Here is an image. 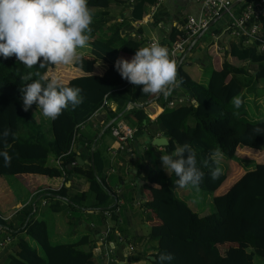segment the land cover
Listing matches in <instances>:
<instances>
[{
    "label": "trees",
    "instance_id": "trees-1",
    "mask_svg": "<svg viewBox=\"0 0 264 264\" xmlns=\"http://www.w3.org/2000/svg\"><path fill=\"white\" fill-rule=\"evenodd\" d=\"M113 1L116 0H87L92 13L91 41L87 44L89 47L81 50L80 61L73 64L83 71V75L65 84L81 89L83 103L75 110L69 105L55 120H44L46 123L50 120V127L46 124L44 130L40 127L36 129V117L29 110H23L20 102L23 95L21 88L35 80L46 84L54 78L52 69L56 65L41 67L38 64L28 68L15 57L4 59L0 56V132L8 128L14 133V136L8 137L6 146L0 143V151H7L12 157L10 167H5L0 157V180L5 176L23 177L26 181L27 176L32 175L49 180L81 176L89 183L88 193L70 196L68 182L58 189L49 188L45 191L50 194V198L67 200L73 208L84 206L88 195L93 198L95 211L101 214L117 208L118 204L114 205L117 194L111 193L109 183L102 177L108 166V150L104 140L106 135H111V128L101 133L112 118L121 114V120L137 129L135 140L129 142L135 153L140 152V144H135V141L150 131V128L154 135H168L169 144L164 147L167 153L172 154L176 147L190 144L197 154V166L205 174L199 188L213 196L214 213L204 217L197 214L185 200L177 196V190L180 189L175 184L177 177L174 173L169 176L163 170L160 161L150 155L155 147L148 144V153L141 158L142 169L140 165L136 179L140 192H151V199L144 203L150 214L147 225L151 232L143 236V241L147 238L156 241L153 253L155 259L164 252L174 257L165 264H254L257 256L264 257V163H257L252 170H245L240 163L235 162L239 167L231 171L229 163L240 159V149L255 153L264 151V132L253 133V128L264 129V114L258 120H250L243 113L245 96L257 90L256 84L264 79V52L255 46L243 47L226 37L223 39V43H227H224L227 46L224 59L223 55L215 56L212 53L214 46L208 49L215 69L207 84L194 80L184 70V65L177 68L176 81L181 84L176 83V86L187 90L186 100L180 99L181 103L175 107L165 108L163 95L143 94L140 86L122 79L114 66L118 59L131 60L129 57L132 58L137 49L145 47L147 39L142 35L141 27L133 31V34L123 35L125 27L133 29V25L125 22H141L148 15V7L150 9L157 5V0H125L129 7V18L111 23L110 9ZM262 22L264 26V17ZM100 33L105 37L99 36ZM139 33L141 38L137 35ZM185 36L183 30L173 28L166 43L170 44ZM88 49L89 54H84ZM98 61L107 63L102 75L95 73ZM247 62L255 65L254 73H249L248 66H244ZM29 74L31 79L24 81L22 77ZM243 79H246L245 83ZM234 96H240L243 100L238 109L231 103ZM147 102L142 107L127 109L128 103L135 105ZM112 103L117 105L116 111L112 109ZM104 111L108 117L94 125L98 133L92 136L81 134L85 124L93 118H99ZM192 121H195L194 125ZM21 131L22 135H19ZM76 142L81 148L87 149L90 161L88 166L79 164L74 149ZM129 150L128 145L119 153L128 154ZM213 150H219L225 158V162L220 161L219 164L222 174L215 181L208 176L209 170L215 165L210 160L207 166L204 164ZM52 157L60 160L61 167L51 163ZM131 162L133 164L135 161ZM234 170L235 177L231 175ZM128 173L132 174L130 170ZM227 180V183H234L227 191L216 195ZM36 211V205H25L16 214V224L15 219L6 221L0 215V239L13 237L12 243L0 255V264L104 263L102 258H96L95 250L82 249V246L88 244L87 241L52 243L48 224L44 219L37 218ZM111 217L116 218V215ZM115 224L119 227L118 222ZM113 226L109 225L107 229L113 232ZM112 232L108 233V237L113 240V235L117 238L118 233ZM28 237L39 244L43 255L32 247ZM134 238H138V235ZM137 252L135 262L141 258V253ZM143 258H146L144 254ZM156 260L148 261L156 264Z\"/></svg>",
    "mask_w": 264,
    "mask_h": 264
},
{
    "label": "clouds",
    "instance_id": "clouds-1",
    "mask_svg": "<svg viewBox=\"0 0 264 264\" xmlns=\"http://www.w3.org/2000/svg\"><path fill=\"white\" fill-rule=\"evenodd\" d=\"M91 23L92 13L87 0H0V56L4 59L15 57L28 68L38 64L43 67L77 63L81 59L78 50L86 47L90 40ZM142 35L144 36L143 32ZM144 37L147 39L145 47L137 49L131 60L118 59L115 69L122 79L134 86H140L143 94L167 97L177 83L176 63L170 59L166 47L158 43L146 46L154 38ZM22 79L30 80L31 74ZM21 91L25 112L36 104L43 116L51 120L57 119L69 105L75 110L83 103L81 89L65 85L59 78L50 79L46 84L35 80L25 84ZM231 103L238 109L243 100L240 96H234ZM261 132L264 129L253 128L254 134ZM10 135L14 136V133L5 128L0 132V143L6 146ZM0 157L3 158L5 167L11 166L12 157L7 151H0ZM221 158L219 150H213L204 161L205 166L209 160L215 165L208 173L213 181L222 174L219 167ZM160 162L169 176L175 174L178 188L191 186L199 191L205 174L197 166V154L190 144L176 147L171 155L162 154ZM8 238H11L10 242L7 241ZM12 241V236L1 239L0 248L5 250ZM134 251L135 248L130 249V253ZM173 258L171 253L162 252L158 255L156 264H165Z\"/></svg>",
    "mask_w": 264,
    "mask_h": 264
},
{
    "label": "crops",
    "instance_id": "crops-1",
    "mask_svg": "<svg viewBox=\"0 0 264 264\" xmlns=\"http://www.w3.org/2000/svg\"><path fill=\"white\" fill-rule=\"evenodd\" d=\"M133 0H131L130 2H132ZM236 3L240 0H235ZM113 8L119 12V9H122L123 4L120 3H127L125 2V0H116ZM134 2V1H133ZM148 15L149 17L147 18L144 17L142 19V21H146L150 28L152 29V32L154 34V40L159 42V43H166V40H169V34H171V31L173 28H177L178 30H181L187 17L190 15L193 16H198L199 11H200V4L198 2V0H163L162 3H160L159 5H155L153 7H151L149 9L148 7ZM111 16H110V20L111 23L113 22H117V20H121L124 18H129L130 16V12L129 9L127 10L126 13L124 14H118V16L115 18L113 16L112 13V5H111ZM131 24L129 22H125L128 23L129 25H133V29H128V27H125L124 29V33L123 35H126L127 33L133 34V31H137L136 29L141 27L142 23L141 22H132L130 21ZM110 23V24H111ZM124 25V24H123ZM220 23L217 25L219 26ZM160 28L163 33V40L159 41L156 38V34H155V29ZM220 28V27H219ZM202 38V37H201ZM201 38H197V44L200 42ZM91 41V40H90ZM213 43H206V44H201V46L203 48H205L206 52L204 53V55L202 56H196L195 58V62L202 68H205L206 66L210 65L211 62V56L208 52V49L211 48V44ZM225 44H227L226 42H224ZM86 47H89V45H86ZM84 47V50L85 48ZM214 49V48H213ZM81 50L83 49H79L78 51L81 53ZM216 51V50H215ZM90 50H86L84 52V54H89ZM192 52V51H190ZM213 52V51H212ZM221 55H223V52L220 53ZM126 58V57H125ZM131 59V57H129ZM192 63L189 62V65H191ZM244 66H248V71L249 73H254L255 70V65L250 64L249 62L245 63ZM107 68V63L105 62H100L98 61L95 65V73L102 75ZM52 74L54 76V78H59L61 80V82H63L64 84L68 83L69 80L75 78V77H79L81 75H83V71H81L80 69H77L76 67H74L73 64L71 65H56V67H54V69H52ZM67 76L69 79L64 81V77ZM210 78V77H209ZM194 79V78H193ZM196 80V79H194ZM198 81V80H197ZM262 81V80H261ZM261 81H259L257 84L256 82H254L253 84H256L257 90H256V94L254 95V99H256L257 101V107L258 108H263L264 109V86L261 83ZM201 83H204L202 81H200ZM208 83V82H207ZM206 83V84H207ZM178 85L181 84V82L179 81L177 83ZM178 90H180V88L178 86L174 87V91L177 92ZM248 91V90H247ZM246 91V92H247ZM245 92V93H246ZM177 96V95H176ZM165 97V96H164ZM186 100V96H181V97H172V96H168L167 98H165L164 103H166L167 105H171L173 107V105L176 102L179 103L181 100ZM245 105L248 101V94L247 96H245ZM173 101V102H170ZM129 104V103H128ZM138 105L140 106L141 104L138 103ZM262 106V107H261ZM111 107L114 111L117 110V105L112 103ZM128 107V105H127ZM160 108V106H159ZM245 109L244 112L245 113ZM258 112V111H257ZM258 112L257 117L255 116V118L253 120H258L260 119L263 114H261ZM121 116V114L117 117L119 118ZM104 119L103 115L100 116ZM99 117V118H100ZM98 119V118H97ZM115 119V118H114ZM249 119V118H248ZM113 118L110 120L112 121ZM109 121V122H110ZM108 122V123H109ZM106 126V125H105ZM104 126V128H105ZM108 126V125H107ZM103 128V129H104ZM102 129V131H103ZM106 130V129H105ZM145 134H147L148 136H152V137H157L160 136L162 134L157 133L156 135H152L150 133V131L148 130V132H146ZM145 134L142 135L143 139L145 140V144H146V137ZM109 140L106 141L108 143H106L105 147L108 150V166H107V170H106V174L103 175L102 177H105V179L107 180V182L109 183L112 192L111 193H116L117 197L116 199L119 201V211H116L117 214L116 218L111 217V218H107L104 213L101 214L99 211H93L95 210L93 207L94 201L91 195H88V200L85 202L84 206H77L76 208H73L67 200L62 199V198H58V197H53L50 198L48 195H50L47 191L49 188L50 189H58L61 187V182H62V178H59L57 180H48V185H46L45 188H42V186H39L36 190L33 189L30 190V187H34L35 185L33 183H30V178L31 176H27V181L25 182L26 185L25 188L28 191V193H30V197H27V192L25 196H22L20 199H17L15 202H12L10 199H8L9 201H11L13 203L12 205V209L13 211L10 212L7 216L3 215L1 208L4 206V204L1 203V196L2 194L5 195L7 190H8V186L7 185H0V215L3 219H5L6 221H11L14 220L16 217H18L17 215L20 213L19 210H21L25 205H29V204H33V206L35 207L36 205V210H42V208H49L50 211L53 213L51 215V219L53 221V229L58 233V235H64L66 236L70 230H69V225H73V221L76 220V218L74 217V213L76 212L77 209H81L82 210V217L79 218V225L86 231H80L79 230V234H76V238L72 243H78L80 241H87L88 244H86L85 246H82V249H84V247H88L89 249L85 250V251H89V250H95L94 253H96V250H99L97 252H102L103 250V246L105 247V251H109V253L105 254L104 257L99 255V259L102 258V263L104 262L105 264H111L112 262H117V264H148V260H150V257L153 256L154 253V248L157 245H152L149 246V242H147V239L143 241L144 246H141V249L139 247V250H137V248L134 246V242L129 240L127 237V234L132 233V236L134 237L135 235H139V233H141L140 231V223L137 220V215L134 212L135 209L137 210H143L145 212V218L146 221L148 223V219L150 217L149 211L148 209L146 210V208L143 207V204L146 201V197L143 193L140 192V185L139 183H137V179H136V173L138 169H134L133 165L131 163V160L133 159L134 161H138L139 158L136 157L135 152L132 150V143L129 144V151H128V157H125L123 155V153H118L116 156H113L111 153H109V148L116 146V143L114 141V138L112 136H109ZM139 137L136 141L135 144H140V151L143 150V145H141V141H139L140 138ZM148 145V144H146ZM75 151L77 152L78 156L80 160L83 162L82 164H80L79 160V164L80 165H84V166H88L90 164L89 161V155H88V151H86L87 149L81 148V146L76 142L75 146H74ZM147 150V147L145 149V152ZM165 151V148L161 147L159 149V151ZM239 152H243L244 155H238L240 156V159H236L231 161L230 164V171L232 168H238L239 166L237 165V163H235V161H238L241 165H247L249 167L250 163H254L255 165V158H257L258 163H264V153H262L261 151L258 152H251L245 148L240 149ZM143 157V154L141 155V158ZM245 157V159L243 158ZM251 159V160H250ZM241 160V162H240ZM60 160L55 159L54 157L51 158V163L52 164H56L57 162H59ZM220 161H224L225 162V158L220 159ZM238 163V164H239ZM161 164V162H160ZM145 165V164H144ZM162 166V164H161ZM140 167V166H139ZM232 167V168H231ZM163 168V167H162ZM112 169H114V171H112ZM141 169H142V165H141ZM131 171L132 174L128 173V171ZM245 170H252V167L249 169H245ZM123 180V181H122ZM229 180L226 181V183H224V185L217 191V193H220V191L225 192L229 189V187L234 183H227ZM129 184L128 186L130 188H132V193L130 194H126L125 190V186ZM227 184V185H226ZM42 185V184H41ZM226 185V186H225ZM67 186L70 187L69 190V195L73 196L77 193H88L89 191V183L81 176H71L70 179H68V183ZM225 186V187H224ZM48 187V188H47ZM11 190V188H10ZM178 191V190H177ZM126 194L127 196H131L134 194L135 196V202H134V206L127 208L126 205V199L125 197L122 196V194ZM116 199L114 201V205L116 204ZM41 205L39 208L38 205ZM93 211V212H92ZM17 214V215H16ZM122 216V219H119L118 217ZM91 217V220H89V223H87L85 221V219H89ZM106 219L105 223L103 222V219ZM73 219V220H72ZM104 219V220H105ZM117 219V221H116ZM18 220L15 219L14 223L16 224ZM116 222H118L119 227L116 226ZM114 225L113 226V232L110 231L107 227L109 225ZM149 225V224H148ZM147 225V226H148ZM78 226V225H77ZM123 227L125 228V231L123 230ZM149 227V226H148ZM150 229V228H149ZM116 231H118V235L117 238L115 239V235H113V239H115V243H112V239L110 238V236H107V233L112 232L115 233ZM122 235V236H121ZM148 235V234H146ZM120 239H122V241H120ZM135 241L137 238H134ZM1 240V239H0ZM155 242V241H153ZM132 246L133 248H135V251L133 253H130V249L129 247ZM4 250L2 248H0V252L2 254ZM110 251L112 253V255H114V257H110ZM137 251H139L140 254V260L139 261H133L131 262L130 260H132V258H134L137 255ZM0 254V255H1ZM143 254L145 255L146 258H143ZM103 263V264H104Z\"/></svg>",
    "mask_w": 264,
    "mask_h": 264
},
{
    "label": "rangeland",
    "instance_id": "rangeland-1",
    "mask_svg": "<svg viewBox=\"0 0 264 264\" xmlns=\"http://www.w3.org/2000/svg\"><path fill=\"white\" fill-rule=\"evenodd\" d=\"M115 3H117V2H115V1H113L112 2V13H113V16L116 18L117 16H118V14H124V13H126L127 12V10L129 9V7H128V4L127 3H120V4H123V7H122V9H119V12L118 11H116L114 8H113V5L115 4ZM118 4V3H117ZM225 22H226V17L220 22V25H219V27L221 28V27H223V25L225 24ZM215 27H216V25H214L213 27H212V29L214 28L215 29ZM212 29L211 30H209L208 32H206L204 35H203V37L201 38V40H200V42L198 43V44H196V47L194 48V50L190 53V55H189V57L187 58V61H186V63L184 64V66H183V68H184V70L192 77V78H194V79H196V80H198V81H202V82H204V83H207L208 82V80H209V77H210V75H211V73H212V71H213V69H215V66L213 65V63H210V65H208V66H206L205 68H202V67H200L196 62H195V58H196V56H202V55H204V53L206 52V50H205V48H203L202 46H201V44L203 43V44H206V43H210V42H212L213 41V38H211V31H212ZM163 33V31L160 29V28H157V29H155V34H156V38L159 40V41H162L163 40V36H162V33ZM99 36H104L105 37V35H103V34H99ZM232 40L233 41V39L232 38H229V40ZM89 50V49H88ZM213 52V54L216 56H218V55H221L220 53H218V52H216L215 50H212ZM223 59H224V54H223ZM189 62H191L192 64L191 65H189V66H187L188 64H189ZM255 67V66H254ZM69 78L67 77V76H65L64 77V81H66V80H68ZM246 82V79H243V83H245ZM261 83L263 84V86H264V79L261 81ZM186 94H187V90L186 89H184V88H180V90H178L177 92H175L174 91V88L172 89V91H171V93H170V95H168V96H172V97H174V98H176V97H181V96H186ZM248 94V101H247V103H246V105H245V115H246V117L247 118H249L250 120H253L254 118H255V116L257 117V115H258V112L259 113H261V114H264V109L263 108H258L257 107V101H256V99H254V95L256 94V90H252V91H250L249 93H247ZM177 95V96H176ZM167 96V97H168ZM167 97H164L163 99H164V101H165V98H167ZM21 102V104H23V101L21 100L20 101ZM139 106V105H138ZM173 106H176V102H175V104L173 105ZM142 107V106H141ZM173 108L171 105H167L166 104V106H165V108ZM262 107V106H261ZM29 111L36 117V122H37V128L36 129H39V127H40V129H42V130H44L45 129V127H46V124H47V127H50V120H49V123L47 122H45L44 120H46V119H48V118H45L44 116H43V114H42V112H41V110L39 109V108H37V105L36 104H33L32 105V107L29 109ZM150 112H152V110H149ZM258 111V112H257ZM103 113V117L104 118H107L108 117V115H107V113L104 111V112H102ZM260 114V115H261ZM101 116H102V114H101ZM153 117H155V116H153ZM103 120V118L102 117H100V118H93L92 119V121L91 122H88L87 124H85V126H84V128L81 130V134H83V135H89V136H92V135H96L97 133H98V129H96L95 127H94V125H95V123H97V122H101ZM113 120H114V118H113ZM112 120V121H113ZM111 122V121H110ZM109 122V123H110ZM116 122V121H115ZM106 123V122H105ZM105 123H103L102 125H105ZM109 123H107L106 124V126H105V128L103 129V131H102V133H101V135L106 131L105 129H106V127H107V125L109 124ZM191 124L192 125H194L195 124V121H192L191 122ZM151 130H152V128H150V132H151ZM22 132L23 131H21L20 133H19V135H22ZM138 133V132H137ZM151 134H153L152 132H151ZM101 135H100V137H101ZM154 135V134H153ZM109 136H111V135H106V137H105V140H104V144L106 145V143H108V142H106V141H108L109 140ZM142 137V136H141ZM139 138V137H138ZM137 138V139H138ZM28 139H30V138H28ZM114 141H115V143H116V146L118 145V143L116 142V140L114 139ZM139 141H141V145H143V150H141L140 152H136L135 154H136V157H138L139 158V160L138 161H135V162H133V168L134 169H138L139 168V166L141 165V162H142V160H141V155L143 154V155H145V154H147L148 152H145V149H146V147L148 146V145H146L145 144V140L143 139V137L142 138H140L139 139ZM95 146V145H94ZM93 146V149L95 148ZM116 146H113V147H116ZM155 147V146H154ZM133 149H134V146H133ZM159 147H155V149H152L151 151H150V155L155 159V160H157V161H160V156L162 155V154H168V155H171L170 153H167L166 151H159ZM107 150V149H106ZM262 153H264V151H261ZM239 154L240 155H244V153L243 152H239ZM125 157H128L127 155L128 154H123ZM244 159H245V157H243ZM133 160V159H132ZM251 160V159H250ZM235 162H237V163H239L238 161H235ZM240 162H241V160H240ZM255 165H254V163H250L249 164V167L247 166V165H242L243 166V168L244 169H247V168H251L252 167V169H254L255 168V166H256V164L258 163V161H257V158H255ZM264 162V161H263ZM132 163V162H131ZM56 165L57 166H59V167H61V162L59 161V162H57L56 163ZM226 168H229V166H227ZM232 168V167H231ZM234 174V177H235V170L233 171V173L231 174V175H233ZM30 183H33L35 186L34 187H30L31 189L30 190H32L33 191V189H37L39 186H42V188H45L46 187V185H44V184H49L48 183V180L45 178V177H43V176H39V175H32L31 176V178H30ZM25 181H26V179L25 178H23V177H13V176H5V177H1V180H0V185H2V187L1 188H3V185L5 186V185H7L9 188H8V190H7V192H6V194L5 195H3L2 194V196H1V203L2 204H4V206L1 208V211H2V213H3V215H5V216H7L10 212H12L13 211V209H12V205H13V203L12 202H15L17 199H20L22 196H25L26 195V192L28 193V191L26 190V188H25V186L24 185H26L25 184ZM68 182V179L64 176L63 178H62V182H61V186L63 185V184H65V183H67ZM42 184V185H41ZM129 184H127L126 186H125V188L126 189H124L125 190V192H126V194H130V193H132V188H130L129 186H128ZM10 188H11V190H10ZM35 189V190H36ZM125 193L123 194V197H125V199H126V205H127V208H130V207H133L134 206V202H135V196H134V194L133 195H131V196H127ZM144 194H145V197H146V201L148 200V199H151V192L149 191V190H145L144 191ZM218 194H222V191H220V193H216V195H218ZM30 193H28L27 194V197L29 196L30 197ZM114 195V194H113ZM115 196V195H114ZM177 196L179 197V198H181L182 200H185L187 203H188V205L197 213V214H199L200 216H207V215H210V214H212V213H214V210H215V207H214V203H213V196H212V194H209V193H207V192H204L203 190H201L200 188H199V191H196L194 188H192L191 186H189V187H187V188H183V189H179L178 191H177ZM28 197V198H29ZM8 199H10L11 201H9ZM20 200H22V199H20ZM116 204H118V208H119V206H120V204H119V201L116 199ZM41 205L39 204L38 205V207L37 208H39ZM143 207H144V204H143ZM145 208V207H144ZM147 210V209H146ZM93 211H95V210H93ZM92 211V212H93ZM134 212L136 213V215H137V220L139 221V223H140V231H141V233H139V235H138V238L136 239V241H135V239H134V237L132 236V233H129V234H127V237H128V239L129 240H131V241H133L134 243V246L137 248V250H139V247H140V249H141V246L143 247L144 246V244H143V236H145L146 234H149L151 231H150V229H149V227L147 226V221H146V218H145V212L143 211V210H137V209H135L134 210ZM53 213L50 211V209L47 207V208H42V210H38V211H36V216H37V218L38 219H44L46 222H47V224H48V227H49V234H50V239H51V241H52V243H55V244H57V243H72L75 239H77L75 236H76V234H79V230L80 231H86V230H84L80 225H79V218H81L82 217V210L81 209H77L76 210V212L74 213V217L76 218V220L75 221H73V225L71 226V225H69V230H70V232L66 235V236H64V235H58V233L53 229V227H52V225L54 224L53 223V221H52V219H51V215H52ZM119 219H122V216H119L118 217ZM73 220V219H72ZM89 220H91V217L89 218V219H85V221L87 222V223H89ZM103 222L105 223V220L103 219ZM78 225V226H77ZM118 231H116V233H117ZM112 234H114V233H112ZM28 239V241L30 242V244L32 245V247H34V248H36L37 250H38V252L41 254V255H43V250L40 248V246H39V244L35 241V240H33L32 238H30V237H28L27 238ZM115 239H116V237H115ZM115 239H113L112 240V243H115ZM147 242H149L148 244H149V246H152V245H156L157 243H156V241L155 242H153V241H151L149 238H147ZM103 248V250H102V252H97V251H99V250H96V253H95V255H96V258H98L99 257V255H104V254H108L109 253V251H105L104 252V250H105V247L103 246L102 247ZM84 249L85 250H87V249H89L88 247H84ZM102 255V256H103ZM131 262H133V261H135V259L134 258H132V260H130ZM96 264H98V261H96ZM148 264H151L150 263V261H148ZM254 264H264V257H260V256H257L256 258H255V262H254Z\"/></svg>",
    "mask_w": 264,
    "mask_h": 264
},
{
    "label": "built area",
    "instance_id": "built-area-1",
    "mask_svg": "<svg viewBox=\"0 0 264 264\" xmlns=\"http://www.w3.org/2000/svg\"><path fill=\"white\" fill-rule=\"evenodd\" d=\"M162 2L163 0H157V5ZM198 2L200 4L198 16H188L181 29L185 32V37L170 44L149 40L146 46L158 43L166 47L169 50L171 59L175 61L178 68L186 63L189 52L197 44V38L203 37L206 32L216 25L215 29L213 28L211 31V38H213L211 47L214 46L216 52H223L224 54L227 46L223 43V39L226 37L232 38L233 42H237L243 47L255 46L260 52H264V26L262 22L264 0H240V3L235 7V0H198ZM224 13L226 14L223 15ZM225 17V24L219 28L217 25ZM216 20L217 22L211 26ZM138 36L141 38L140 34ZM106 104L107 100H105L104 105ZM134 106L129 103L127 109L130 110ZM110 123L108 125L111 128V135L118 145L110 147L109 153L116 156L120 151L125 150L130 141L135 140L137 129L131 127L120 118H115ZM116 211H119L118 207L106 210L103 213L107 218H110L113 214H117ZM7 241L10 242L11 238H8ZM130 249L133 250L132 247Z\"/></svg>",
    "mask_w": 264,
    "mask_h": 264
},
{
    "label": "water",
    "instance_id": "water-1",
    "mask_svg": "<svg viewBox=\"0 0 264 264\" xmlns=\"http://www.w3.org/2000/svg\"><path fill=\"white\" fill-rule=\"evenodd\" d=\"M238 3H240V1H238L237 3H235V4H234V7L237 6ZM234 7H233V8H234ZM225 14H226V13H224L223 15H225ZM216 22H217V20L214 21V22L211 24V26H213ZM141 28H142V32H143L144 36H146V37L149 38V39L154 38V34H153V32H152V29L150 28L149 24H148L146 21H143V22H142ZM190 95H191L192 98L194 97V95H193L192 92H190ZM148 103H149V102H147V103H145V104H141L140 106H144V105H146V104H148ZM111 122H112V121H111ZM110 124H111V123H110ZM110 124H109V125H110ZM109 125H108V127H109ZM108 127H106V128H108ZM145 137H146V144H150V143H151L152 146H155V147L168 146V144H169V138H168V135H166V134H162V135L157 136V137H154V138H152L151 136H148L147 134H145ZM77 159L79 160L80 164L83 163V162L80 160L79 157H78ZM150 260H151V261H155L156 259H155L154 256H152V257H150Z\"/></svg>",
    "mask_w": 264,
    "mask_h": 264
}]
</instances>
